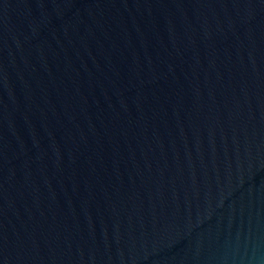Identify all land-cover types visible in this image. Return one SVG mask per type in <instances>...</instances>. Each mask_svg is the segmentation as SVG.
Returning a JSON list of instances; mask_svg holds the SVG:
<instances>
[{
	"label": "water",
	"instance_id": "1",
	"mask_svg": "<svg viewBox=\"0 0 264 264\" xmlns=\"http://www.w3.org/2000/svg\"><path fill=\"white\" fill-rule=\"evenodd\" d=\"M0 264H264V0H0Z\"/></svg>",
	"mask_w": 264,
	"mask_h": 264
}]
</instances>
